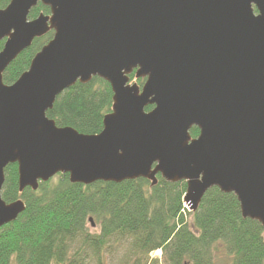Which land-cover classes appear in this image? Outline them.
Returning <instances> with one entry per match:
<instances>
[{"label": "water", "instance_id": "water-1", "mask_svg": "<svg viewBox=\"0 0 264 264\" xmlns=\"http://www.w3.org/2000/svg\"><path fill=\"white\" fill-rule=\"evenodd\" d=\"M38 4L49 14L29 20ZM49 32L4 84L7 67ZM0 41V228L25 210L1 198L15 165L19 193L59 174L83 186L151 187L159 175L186 183L183 204L194 212L216 188L264 233V0H10ZM133 72L141 86L129 83ZM93 78L112 93L100 133L47 118L61 93Z\"/></svg>", "mask_w": 264, "mask_h": 264}, {"label": "trees", "instance_id": "trees-1", "mask_svg": "<svg viewBox=\"0 0 264 264\" xmlns=\"http://www.w3.org/2000/svg\"><path fill=\"white\" fill-rule=\"evenodd\" d=\"M9 2L0 0V9ZM39 14L48 15L49 9L38 4L28 19ZM52 35L35 39L4 71L3 83L13 84ZM129 82L141 86L144 80L132 73ZM111 99L109 85L93 78L61 93L46 116L57 127L98 134ZM189 133L196 138L198 130ZM185 190V182L168 183L159 175L151 187L144 179L83 186L59 174L36 191L19 193L17 167L9 165L1 198L6 203L22 200L25 210L0 228V264H109L106 258L117 252L119 258L111 264H215L221 259L225 264H264L262 227L241 217L233 194L212 188L190 212L183 204ZM93 222L98 232L90 233L87 225ZM156 251L161 258L151 260Z\"/></svg>", "mask_w": 264, "mask_h": 264}, {"label": "rangeland", "instance_id": "rangeland-1", "mask_svg": "<svg viewBox=\"0 0 264 264\" xmlns=\"http://www.w3.org/2000/svg\"><path fill=\"white\" fill-rule=\"evenodd\" d=\"M87 229L89 230L90 233H93V232H98V226L97 224L93 222V226H90V225H87ZM117 258H119V252L117 253H114L113 255H109L106 260L107 262H109V264H111V262H117ZM161 258V253L160 251H156L154 253H152L150 255V259L151 260H154V259H160ZM215 264H225V262L221 259V260H218Z\"/></svg>", "mask_w": 264, "mask_h": 264}]
</instances>
